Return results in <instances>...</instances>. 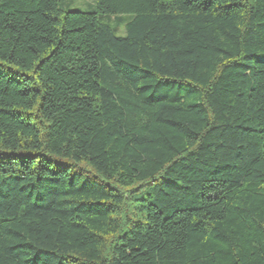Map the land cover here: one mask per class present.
<instances>
[{"label":"trees","instance_id":"1","mask_svg":"<svg viewBox=\"0 0 264 264\" xmlns=\"http://www.w3.org/2000/svg\"><path fill=\"white\" fill-rule=\"evenodd\" d=\"M0 264H264V0H0Z\"/></svg>","mask_w":264,"mask_h":264},{"label":"rangeland","instance_id":"2","mask_svg":"<svg viewBox=\"0 0 264 264\" xmlns=\"http://www.w3.org/2000/svg\"><path fill=\"white\" fill-rule=\"evenodd\" d=\"M59 6L63 11H81L89 12L94 9V0H59ZM130 16H123V21L130 20ZM103 21L107 23L113 30L116 36H124L125 30L123 26H116L113 18H104Z\"/></svg>","mask_w":264,"mask_h":264}]
</instances>
